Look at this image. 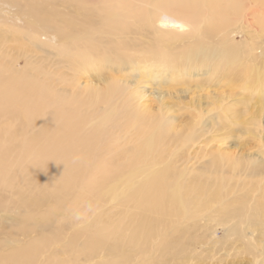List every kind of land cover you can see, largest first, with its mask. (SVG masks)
Returning a JSON list of instances; mask_svg holds the SVG:
<instances>
[{
  "label": "bare ground",
  "instance_id": "1",
  "mask_svg": "<svg viewBox=\"0 0 264 264\" xmlns=\"http://www.w3.org/2000/svg\"><path fill=\"white\" fill-rule=\"evenodd\" d=\"M260 12H264V0L243 3L236 0H99L96 9L81 4L67 14L52 11L50 15L49 5L40 0H0V35L8 34L5 29L24 30L28 43L22 45V51L33 53L42 48L48 53L52 49L67 62L69 74L73 73L65 79L63 70L59 75L56 71L49 96L33 78L39 71L38 63L25 60L21 69H16L11 62L0 61V120L1 117L8 120L0 127V205L6 208L9 202L17 204L19 216L14 231L43 232L41 237L2 257L0 264H28L49 242L46 240L58 238L60 224L50 216L54 208L72 215L74 207L83 199L100 198L103 193L112 196L123 184L131 191L128 203L135 209L132 212L135 226L125 236L130 243L161 233L156 226L163 217L182 216L190 209L203 207L205 204L197 198L205 187L202 175L194 178L197 182L182 184L174 181L170 166L156 163L157 142L163 139L164 123L170 121L162 114H149L135 105L128 94L133 91H129L127 78L137 74L140 67L144 69L142 63L155 54L177 62L185 72L192 63L205 66L209 60H215L219 66L228 67L226 74L232 80L230 83L247 85L253 74L264 88V76H260L254 62L247 60L245 50L238 53L237 45L228 43L226 35L219 40L212 39L224 29L232 31L233 24L236 28H244L245 24L254 27L251 20L257 16L255 23L261 24ZM22 13L28 17L26 27L16 19ZM163 14L179 16L201 45L195 51L187 48L175 52L171 45L163 47L166 52L154 51L152 41L161 46L164 38V32L158 29L159 22L166 20ZM153 30V39L148 41ZM50 32L59 36V40L53 41ZM138 35L141 38L136 42ZM136 46L144 54L139 56L140 60L133 53ZM92 64L96 71L114 74L102 88L90 84L79 86L80 72ZM168 64L159 63L156 67ZM70 87L74 89L69 95ZM117 98L120 100L116 101ZM110 106L115 120L123 115L122 129L134 134L131 126L139 128L127 156L129 161L123 166L120 160L108 164L100 158L106 151H111L114 157L119 151L117 140L107 135L108 117L96 119L94 115ZM47 110L49 119L45 116ZM149 159L155 165L150 171ZM252 171L256 172L255 166ZM9 188L14 191V198L3 192ZM211 196L218 197V192H212ZM46 201H51L50 206ZM42 202L46 203L45 210L49 209L43 214L37 213ZM251 207L246 206L244 199L239 204L225 201L220 211L238 220H263L262 201ZM35 214L41 218H34ZM84 234L74 232L70 239L84 256H89L85 250L95 252L98 248H106L110 254L123 252L121 240L111 234L98 230L86 234L79 243Z\"/></svg>",
  "mask_w": 264,
  "mask_h": 264
},
{
  "label": "rangeland",
  "instance_id": "2",
  "mask_svg": "<svg viewBox=\"0 0 264 264\" xmlns=\"http://www.w3.org/2000/svg\"><path fill=\"white\" fill-rule=\"evenodd\" d=\"M40 1L49 5L51 15L52 11L67 14L81 4L96 9L99 0ZM236 1L243 3L247 0ZM259 14L261 24L255 23L258 16L251 20L254 27L245 24L244 28H236L232 23V31L224 29L212 39L219 40L226 35V41L237 45L238 53L245 50L247 60L254 62L260 70V76H264V12ZM163 16L166 20L159 22L158 29L164 32V38L160 41L161 46L152 41L154 51H165L163 47L170 45L175 52L187 48L195 51L194 48L201 45L200 40L192 36L189 25L185 22L183 24L179 16ZM27 18L24 13L16 15V19L25 27ZM11 31L5 29L4 32L8 34L0 35V61L11 62L16 69H21L25 60L38 63L39 71L33 78L41 85L43 93L50 96L56 71L59 75L63 70L65 79L73 75L69 74L71 72L68 71L67 62L60 59L52 49L48 53L42 48H37L33 53L22 51V45L28 43L23 35L24 30ZM154 32L148 35V41L153 39ZM50 34V37L54 36L53 41L59 40V36ZM140 38L138 35L134 40L138 42ZM133 53L137 54L134 55L138 60L139 56L144 55L137 46ZM40 58L42 61L37 62ZM147 60L142 63L144 69L140 67L137 74L127 78L129 91H133L128 94L133 98L132 102L135 100L133 103L143 111L162 114L170 121L164 123L163 139L157 142L154 159L157 164L170 166L174 171V181L182 184L197 182L194 178L202 175V181H199L205 187L197 198L205 205L199 209H190L182 216L170 214L172 216L163 217L156 226L161 233L130 243L125 236L135 226L132 214L135 209L128 203L131 191L123 184L117 188L115 196L103 193L100 198L83 199L74 207L72 215L54 208V214L51 211L50 216L60 224L58 238L46 240L49 242L28 264H98L103 261L109 264H264V88L257 78L254 79L253 74L250 81H246L249 82L247 85L230 83L232 80L226 74L228 67L219 66L215 60H209L205 66L192 63L188 72L177 62L162 59L155 54ZM167 62L169 64L165 67H156V64ZM82 72L78 79L80 87L90 84L102 88L114 76L109 71H96L94 64ZM73 89L70 87L67 93L72 94ZM111 109L112 106L94 115L96 119L103 115L108 117L107 135L117 140L119 151L115 157L111 151H106L100 158L108 164L120 160L123 166L129 161L127 156L134 146L139 128L131 126L134 134L128 132V129H122L125 124L122 122L123 115L120 114L115 120V113ZM45 116L49 119V110ZM6 122L8 120L1 117L0 127ZM149 162L150 171L155 165L151 159ZM254 166L256 172L252 171ZM216 191L218 197L213 198L211 194ZM3 192L8 197L15 196L11 188ZM241 199L246 201L248 208L262 201L263 220H238L220 211L225 201L239 204ZM46 203L50 206L51 201ZM46 203L38 204L40 210L35 208L37 213L43 214L49 209L45 210ZM18 216L16 203L9 202L6 208L0 205V260L43 235L39 230H32L28 234L14 231ZM33 217L41 218V215L35 214ZM47 220L50 222L48 217ZM98 230L121 240L123 252L110 254L106 248H98L95 252L85 250L89 256H84L70 240L74 232L94 234ZM86 234L79 238V243Z\"/></svg>",
  "mask_w": 264,
  "mask_h": 264
}]
</instances>
